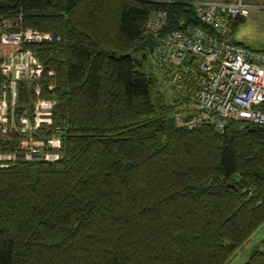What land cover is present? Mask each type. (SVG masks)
<instances>
[{"label": "trees", "instance_id": "obj_1", "mask_svg": "<svg viewBox=\"0 0 264 264\" xmlns=\"http://www.w3.org/2000/svg\"><path fill=\"white\" fill-rule=\"evenodd\" d=\"M193 4L0 0L3 22L61 39L29 48L69 126L61 161L0 169V264H229L264 226V126L168 129L188 95L171 85L170 102L155 57L133 52L152 13L169 15L160 42L199 27Z\"/></svg>", "mask_w": 264, "mask_h": 264}, {"label": "built area", "instance_id": "obj_2", "mask_svg": "<svg viewBox=\"0 0 264 264\" xmlns=\"http://www.w3.org/2000/svg\"><path fill=\"white\" fill-rule=\"evenodd\" d=\"M247 1L194 2L200 26L157 40L160 47L154 54V66L170 70L172 87L189 99L174 115L175 129L209 128L223 135L231 122L264 126V54L233 43L236 24L250 14ZM168 23V13H152L147 33L156 40ZM60 42L52 33L0 20V56L4 58L0 66V142L14 151L0 152V169L20 162L55 164L63 159L69 126L56 124L58 102L44 97L46 89L52 92L54 86H45V69L29 48Z\"/></svg>", "mask_w": 264, "mask_h": 264}, {"label": "rangeland", "instance_id": "obj_3", "mask_svg": "<svg viewBox=\"0 0 264 264\" xmlns=\"http://www.w3.org/2000/svg\"><path fill=\"white\" fill-rule=\"evenodd\" d=\"M192 1L199 2V0ZM246 4L251 6L250 14L246 20H240L237 23V27L233 32V43L264 54V0H249ZM154 69L155 73H158L160 80L164 82L165 90L168 91L166 97L172 102L174 95L171 90V79L165 83L163 74L159 69ZM262 242H264V226L256 232L253 240L247 246L242 247L238 251L235 258L229 264H246L252 251Z\"/></svg>", "mask_w": 264, "mask_h": 264}, {"label": "water", "instance_id": "obj_4", "mask_svg": "<svg viewBox=\"0 0 264 264\" xmlns=\"http://www.w3.org/2000/svg\"><path fill=\"white\" fill-rule=\"evenodd\" d=\"M160 47V43L152 37H147L144 42H142L135 50L134 53L147 51L149 57L152 58L155 54L156 49ZM168 129H175V118L171 117L167 121Z\"/></svg>", "mask_w": 264, "mask_h": 264}, {"label": "crops", "instance_id": "obj_5", "mask_svg": "<svg viewBox=\"0 0 264 264\" xmlns=\"http://www.w3.org/2000/svg\"><path fill=\"white\" fill-rule=\"evenodd\" d=\"M199 1H214V0H199ZM261 229V228H260ZM255 236V235H254ZM254 236L252 237V239L250 240V242L253 240ZM249 243H247L245 246H247Z\"/></svg>", "mask_w": 264, "mask_h": 264}]
</instances>
